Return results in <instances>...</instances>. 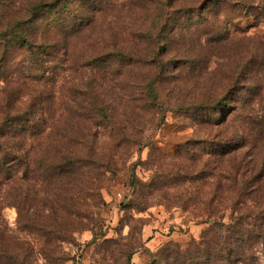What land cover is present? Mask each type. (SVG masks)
<instances>
[{"label": "trees", "instance_id": "trees-1", "mask_svg": "<svg viewBox=\"0 0 264 264\" xmlns=\"http://www.w3.org/2000/svg\"><path fill=\"white\" fill-rule=\"evenodd\" d=\"M102 1L0 0V264H33L32 251L5 233L7 206L17 209L22 229L43 237L46 260L67 259L62 248L73 236L59 209L81 216L77 200L109 161L99 155L101 131L117 124L116 147L137 143L141 128L164 110L166 82L173 110L220 129L189 140L179 154L191 166L163 176L188 197L172 203L196 206L193 219L208 226L199 239L149 251L143 264H264V33L250 36L264 23V0H135L148 24L115 28L129 45L112 41L97 51V27L107 21ZM213 56L237 57L221 93L188 91L180 71L207 69ZM72 69L79 76L64 83L66 115L51 129L61 136L38 152L46 113L62 98L57 84ZM56 196L68 204L58 209ZM134 253L127 250L125 264Z\"/></svg>", "mask_w": 264, "mask_h": 264}, {"label": "rangeland", "instance_id": "rangeland-1", "mask_svg": "<svg viewBox=\"0 0 264 264\" xmlns=\"http://www.w3.org/2000/svg\"><path fill=\"white\" fill-rule=\"evenodd\" d=\"M22 1L25 0H19ZM104 4L108 5L104 15L107 21L97 27L94 36V39L97 38V51L107 49L113 42L129 45L128 41L116 38L115 28L141 27L145 22L148 24L144 11L136 6L135 0H104L102 6ZM241 24L247 26L248 21L244 20ZM263 33L264 23L252 28L250 36ZM83 38L77 42L80 47L85 44ZM173 50L177 51L179 47L171 45V52ZM236 60L237 57L234 56H213L207 69L189 73L180 71L183 83L190 92L196 89L199 92L209 93L215 90L221 93L219 86L232 76ZM177 64V61L169 64L171 72ZM78 76L79 72L75 69L69 70L65 73V79L57 84V96L62 95V98L56 102L59 105L46 113L48 127L36 149L38 152L50 150L52 142L61 136L55 134V131L51 132V129L66 115L65 100L68 92L63 86L64 83L66 86L70 85ZM53 83L56 82L50 85ZM243 83L248 82L244 80ZM161 86L160 103L164 105V110H158L156 116L141 128V133L134 137L137 143L116 147L114 141L117 124L112 123L108 129L101 131L99 155L106 156L109 161L97 168L91 181H85L88 184L87 192L77 200L81 216H69L67 211L58 208L61 205L59 202L68 204L65 199L59 200L62 196L54 198L55 203L58 202L56 206L60 216L62 215L61 219L73 236V240L64 243L62 248L66 260H46L41 251L43 237L34 230L22 229L18 225V211L15 207H4L1 217L6 235L13 236L17 242L32 251L30 260L33 264H125L126 253L130 248L135 250L130 264H143L149 251H156L170 240L187 243L200 238L208 224L193 219L200 212L196 206L188 203V207L183 208L172 203L181 202L178 194L188 197L183 191L180 192L181 185L175 187L165 181L163 176H171L174 174L173 170L181 164L182 167H189L190 160L179 154L189 140L210 139L220 129L207 124L201 125L190 114L173 110L171 94L167 91L169 86L172 88L171 82ZM259 100L264 107V89L258 102ZM111 101L114 105L119 99ZM255 110H259L258 105ZM142 207L145 209H140Z\"/></svg>", "mask_w": 264, "mask_h": 264}]
</instances>
